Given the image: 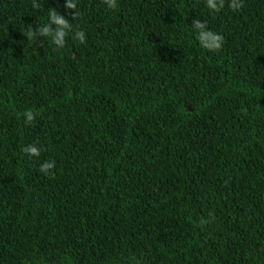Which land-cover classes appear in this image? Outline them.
I'll return each mask as SVG.
<instances>
[{"label": "trees", "instance_id": "1", "mask_svg": "<svg viewBox=\"0 0 264 264\" xmlns=\"http://www.w3.org/2000/svg\"><path fill=\"white\" fill-rule=\"evenodd\" d=\"M36 2L0 0V264H264V0ZM52 8L86 43L27 40Z\"/></svg>", "mask_w": 264, "mask_h": 264}, {"label": "clouds", "instance_id": "2", "mask_svg": "<svg viewBox=\"0 0 264 264\" xmlns=\"http://www.w3.org/2000/svg\"><path fill=\"white\" fill-rule=\"evenodd\" d=\"M79 0H65V9L72 10L67 13L71 16V21L77 20L80 17V12L78 11ZM103 3L109 9L115 10L118 7V0H103ZM227 6L234 12L240 11L244 7V0H206L207 8L213 13H218L222 11L225 6ZM40 5L33 0L32 8L34 10L39 9ZM48 22L38 26L33 29L29 26L27 29L26 37L28 41H32L38 37L50 38L51 42L56 46V49H62L69 35L75 41L81 44L86 43V33L85 31L79 29L73 23L66 18V15L60 14L55 8H52L48 13ZM192 29L195 32L196 39L201 45V47L208 52L218 53L222 50L224 46V36L220 33L212 31L208 28L207 23L195 19L191 24ZM36 113L33 110L28 109L23 113L24 123L26 125H31L36 120ZM22 151L29 157L39 158L43 149L39 147L36 143L26 145ZM56 162L54 160H46L40 164L39 171L45 176L54 177V169ZM215 217L212 213H209L207 217H202L199 220L198 227H204L210 225L214 222Z\"/></svg>", "mask_w": 264, "mask_h": 264}]
</instances>
